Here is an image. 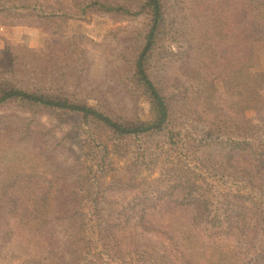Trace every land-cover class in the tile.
Returning a JSON list of instances; mask_svg holds the SVG:
<instances>
[{"label":"trees","instance_id":"1","mask_svg":"<svg viewBox=\"0 0 264 264\" xmlns=\"http://www.w3.org/2000/svg\"><path fill=\"white\" fill-rule=\"evenodd\" d=\"M71 1L80 13L40 0H0V13L12 19L9 24L45 26L56 17H82L92 10L118 21L146 15L148 26L132 43L122 35L117 50L109 53V63L117 68L111 70L112 85H93L90 72L80 68L86 60L65 38L33 51L32 58L13 54L9 47L0 50V134L13 138L25 133L51 170V177L20 173L0 187V240L7 242L18 232L32 243V255L19 264H210L209 250L218 252L230 237L255 248L264 240L263 203L241 191L226 196L210 179L228 177L264 191V138H252L257 132L264 135V119L253 123L245 113L232 116L217 106L223 89L211 95L217 118L205 138L184 137V119L177 113L196 112L188 83L206 79H219L227 91L242 90L248 101L258 98L264 71L249 69L255 42L264 40V0ZM200 11L209 17L194 22ZM136 84L153 107L147 122L138 116L142 93ZM44 112L80 118L90 146L105 151L101 173L94 171V162H83L67 132L40 118ZM150 131H166L170 143L181 149L183 164L135 185L125 202L102 196L107 191L100 180L109 166V144L102 133L115 134L119 147ZM152 211L168 225L154 221ZM174 216L186 228L178 229L170 220ZM153 231L170 244L145 257L140 237Z\"/></svg>","mask_w":264,"mask_h":264},{"label":"rangeland","instance_id":"2","mask_svg":"<svg viewBox=\"0 0 264 264\" xmlns=\"http://www.w3.org/2000/svg\"><path fill=\"white\" fill-rule=\"evenodd\" d=\"M40 1L47 6H63L73 13H80L73 7L74 3L71 0ZM180 6L184 7V4L180 3ZM206 15L207 11L197 12L192 20L197 22L199 18ZM10 20L12 19L0 13V50L9 47L13 54L32 58L33 51L40 53V50L47 49L48 42L51 43L57 38H65L71 43V48L76 49L78 57H83L82 61L86 60L85 64L80 65V68L84 67V72H90L93 85L97 83L113 84L111 70L116 71L117 68L114 67V64L109 63L111 58L109 53L113 49L117 50V44L122 42L120 38L124 34L128 35L129 43H132L131 39H141L149 22L146 15L124 16L118 21L110 15L99 14L92 10L86 11L82 17L74 15L56 17L45 26L30 23L9 24ZM198 28L201 26L198 25ZM132 45L136 47L135 42ZM249 70L264 71V40L255 42L254 64ZM188 85H190L191 92L190 104L192 108H196V112L183 117L181 111L177 113L178 118L184 119L181 126L184 137L189 138V135L193 133L192 138L200 140L209 133L212 129L209 123L217 118V112L215 109L213 111L210 104L211 101L213 102L211 95L222 89L221 104H217V106L223 107L224 111L232 116L242 117V114L245 113L253 123H259L264 119V86L259 89L258 98L248 101L242 90L227 91L219 79H206L193 84L188 83ZM135 87L138 92L142 93L139 99L138 116L141 121L147 122L154 116L152 104L144 94L142 86L136 84ZM88 102L97 104L93 98H90ZM213 103L216 105L215 102ZM130 107H132L131 103L128 102L126 104L127 113ZM39 116L43 121H49L51 126L57 125L58 127L55 126V128L59 131L67 132L66 138L75 150L81 153L83 162L88 166L94 162V171L101 173L99 163L105 151L102 146H90L88 127L82 124L78 116L71 114L49 115L46 112L40 113ZM202 119H206V121ZM24 136L25 133L13 138L0 134V187L9 184L20 173L44 174L51 177L48 161L34 148V140L30 141ZM102 138L106 139L109 144L107 153L109 166L107 173L100 180L104 183L107 192H102L101 195L108 196L112 202L115 200L125 202L133 195L135 185L162 177V175L168 174L171 169L183 164L184 157L181 149L170 143L166 131L142 133L123 140L122 143H119V147L116 145L118 140L115 134L103 132ZM252 138L259 140L263 139L264 135L257 132ZM204 149L208 152L210 147L206 146ZM210 182L216 189L223 190L226 196L229 192L235 191L257 195L264 206V191L260 189L247 186L243 182H237L228 177L222 179L213 177ZM152 213L154 215L151 217L154 221L160 225L166 224L161 220L157 211H152ZM178 218L179 216H174L170 220L177 222L178 229L186 228ZM248 221L250 222V220ZM15 226L18 229L17 224ZM140 238L141 244H143L140 249L145 251V257L149 256L148 251L160 250L170 244L167 237L155 231L144 233ZM246 243L240 241L239 238L230 237L222 243V249L218 252L212 254L213 251L209 250L210 259L212 258L210 264H264V240L261 238L255 248ZM33 248L32 243L26 237L16 232L11 240L7 242L0 240V250H2L0 264H19L23 259L32 255ZM200 261L206 262L203 259ZM113 264L126 263L115 262Z\"/></svg>","mask_w":264,"mask_h":264}]
</instances>
